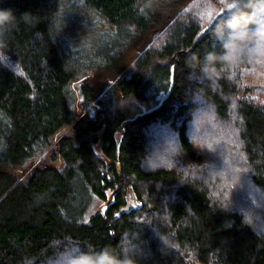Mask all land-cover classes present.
<instances>
[{"label": "trees", "instance_id": "16d2710c", "mask_svg": "<svg viewBox=\"0 0 264 264\" xmlns=\"http://www.w3.org/2000/svg\"><path fill=\"white\" fill-rule=\"evenodd\" d=\"M65 1L0 0L32 14L3 37L0 264L122 240L137 264H264V68L202 71L203 0H79L125 36L77 58Z\"/></svg>", "mask_w": 264, "mask_h": 264}, {"label": "clouds", "instance_id": "9594fccd", "mask_svg": "<svg viewBox=\"0 0 264 264\" xmlns=\"http://www.w3.org/2000/svg\"><path fill=\"white\" fill-rule=\"evenodd\" d=\"M226 12V16H213L207 21L220 49L205 53L202 71L227 73L241 65L264 68V0H228ZM31 16L26 12L18 18L12 9L0 8V64L7 66L10 60L3 37L17 28L20 20L27 22ZM212 63L220 67L210 69ZM141 254V249L123 240L119 251L92 247L81 250L78 245H72L57 250L53 264H137L136 256Z\"/></svg>", "mask_w": 264, "mask_h": 264}, {"label": "rangeland", "instance_id": "374dc122", "mask_svg": "<svg viewBox=\"0 0 264 264\" xmlns=\"http://www.w3.org/2000/svg\"><path fill=\"white\" fill-rule=\"evenodd\" d=\"M203 1L206 3L205 8L207 9V13L202 19V23L205 24L216 10V6L220 8V5L216 0ZM56 27L63 40H67L69 48L77 58L83 54L105 50L125 36V33L114 31L109 25L104 24L92 11L80 5L79 0L64 2V6L58 12ZM96 149L98 150L97 146ZM109 195L110 191H108ZM106 203V201L97 202L96 210H103ZM134 205H136V199L129 190L125 208L129 209Z\"/></svg>", "mask_w": 264, "mask_h": 264}, {"label": "water", "instance_id": "95a60500", "mask_svg": "<svg viewBox=\"0 0 264 264\" xmlns=\"http://www.w3.org/2000/svg\"><path fill=\"white\" fill-rule=\"evenodd\" d=\"M222 10H223V7L222 6H220V8H219V10L213 15V16H218L219 14H221L222 13ZM208 28V23L205 25V26H203L202 28H201V30L198 32V34H197V36H196V38H195V40L206 30ZM172 85H173V66H172V73H171V78H170V87H169V90L167 91V93L161 98V102L169 95V93H170V91H171V87H172ZM158 105H156L154 108H156ZM154 108H149V109H144L142 112H141V114H144V113H146V112H149V111H151L152 109H154Z\"/></svg>", "mask_w": 264, "mask_h": 264}]
</instances>
